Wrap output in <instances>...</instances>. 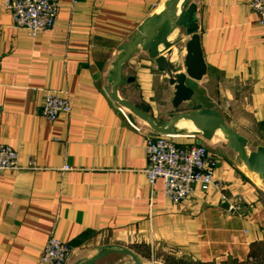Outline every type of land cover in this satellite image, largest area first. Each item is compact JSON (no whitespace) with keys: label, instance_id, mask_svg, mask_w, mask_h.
Segmentation results:
<instances>
[{"label":"crops","instance_id":"1","mask_svg":"<svg viewBox=\"0 0 264 264\" xmlns=\"http://www.w3.org/2000/svg\"><path fill=\"white\" fill-rule=\"evenodd\" d=\"M167 1L59 0L54 30L31 37L13 24L0 0V145L14 149L22 166L0 171V264H43L41 249L50 236L69 246L66 264L116 247L137 257L148 249L153 264L253 260L264 242V190L257 177L225 141L180 136L177 143L207 145L218 160L214 178L241 208L229 212L215 189L194 191L182 205L170 203L163 182L149 185L144 174L145 137L153 131L134 130L110 96L119 46ZM249 2L188 0L196 6L206 74L186 84L197 105L217 111L254 151L264 148V33ZM189 39L183 28L169 29L158 54L171 50L182 58ZM122 73L133 81L119 89L120 97L166 123L173 89L149 52L138 48ZM49 92L70 98L69 115L54 121L42 116ZM121 257L111 253L94 264Z\"/></svg>","mask_w":264,"mask_h":264},{"label":"built area","instance_id":"2","mask_svg":"<svg viewBox=\"0 0 264 264\" xmlns=\"http://www.w3.org/2000/svg\"><path fill=\"white\" fill-rule=\"evenodd\" d=\"M3 6L13 24L26 30L31 37L53 31L60 10L59 0H3ZM249 6L256 17V25L264 33V0H250ZM71 108V100L67 95L49 92L44 97L42 116L54 121L61 115H69ZM125 118L134 130H141L139 125L132 123L127 116ZM176 138L155 132L146 135L147 165L144 174L149 185L161 180L166 199L174 205L185 203L194 191L207 193L215 189L219 192L221 202L227 204V210L238 214L240 200L231 198L223 182L214 178L218 160L207 145H183L177 143ZM21 169L17 152L10 146L0 145V171L15 172ZM68 169L67 166L63 168L64 171ZM69 254L67 244L50 236L41 249L40 262L66 264Z\"/></svg>","mask_w":264,"mask_h":264},{"label":"water","instance_id":"3","mask_svg":"<svg viewBox=\"0 0 264 264\" xmlns=\"http://www.w3.org/2000/svg\"><path fill=\"white\" fill-rule=\"evenodd\" d=\"M195 12L196 6L189 4L188 0H168L165 2L164 8L160 13L150 16L139 26L135 37L119 46L118 51L120 54L112 64V72H110L111 99L128 119L149 131L174 137L192 136L203 141H225L245 167L247 173L254 175L259 181L264 183V148L258 147L254 151L250 150L247 140L237 135L217 111L205 109L197 105L194 101V91L186 86L187 78L193 81H201L206 74V66L203 61L199 37L197 35L198 25ZM161 26L167 27L170 30L183 28L185 34L190 36L184 47L185 57L183 65L185 68V78L181 81L177 79L170 67L158 55L157 47L160 44L164 46L166 44L165 37L161 36L157 38L158 36L156 35ZM154 39L158 41L156 47L153 44ZM138 48L149 52L150 56L154 58L157 71L166 76L169 86L173 89L172 111L169 115V122L163 124L155 122L148 113L137 109L119 95V89L123 85L133 81L131 77H123L122 72L125 64L128 63L132 54ZM183 104L192 106L191 114L179 111ZM189 119L203 120L205 126H196L194 130L187 127L173 126L177 121ZM111 253L128 257L130 263L126 264H143L131 250L122 247L106 248L91 259L80 264H94Z\"/></svg>","mask_w":264,"mask_h":264},{"label":"bare ground","instance_id":"4","mask_svg":"<svg viewBox=\"0 0 264 264\" xmlns=\"http://www.w3.org/2000/svg\"><path fill=\"white\" fill-rule=\"evenodd\" d=\"M156 35L158 36L157 38L163 36L165 37V40L167 42L168 36H169V28L167 27H163L161 26L159 28V31H157ZM157 40L154 39L153 44L156 47L157 46ZM161 45V44H160ZM157 51H158V47H157ZM183 53L185 54V50H183ZM183 54V57L180 58V54H176L174 55V53L171 50H167L166 52H164L163 54L159 55V57L163 60V62L165 64H167L170 69L172 70L173 74L177 77V79L179 81H181L183 78H185V68L183 65V61H184V57L185 55ZM151 58H153L151 56ZM154 59V58H153ZM175 60V65L176 67H179L180 69H184L183 72H177L176 68L173 66V64L171 63V61ZM187 88H190L187 84H186ZM183 112H189V114L192 113V106L190 109H188V111H183ZM188 121L194 128L197 127H204L205 126V122L203 120H185ZM177 127H186L187 123H183V122H179L177 124H175ZM189 127V126H187ZM206 141V140H205Z\"/></svg>","mask_w":264,"mask_h":264},{"label":"rangeland","instance_id":"5","mask_svg":"<svg viewBox=\"0 0 264 264\" xmlns=\"http://www.w3.org/2000/svg\"><path fill=\"white\" fill-rule=\"evenodd\" d=\"M183 105H186V104H183ZM187 111H188V109H187ZM184 113L189 114V112H184ZM162 121L169 122L170 120H169V118H166L165 120H162ZM199 143L205 144L203 141H200ZM224 153H226V155L229 156V153H227V152H224ZM253 180H254V182H256L258 184V186H260V187L263 186L262 188L264 190V183L263 182L259 181L260 182L259 183L255 179H253ZM139 253H141V256H139L137 258H138V260L140 262H142L143 264H153L152 262H150V261H152L151 259L153 257V254L151 253L150 250L143 249V250L139 251ZM121 256H122L121 257L122 258V261L121 262L120 261L115 262L113 260V261H111L108 264H123V263L126 264V263H130V259L128 257H126L124 255H121ZM252 256H253V260L251 262H249V264H264V242H261L260 246L256 247V249L253 250Z\"/></svg>","mask_w":264,"mask_h":264}]
</instances>
